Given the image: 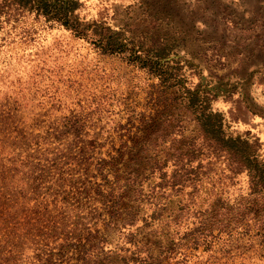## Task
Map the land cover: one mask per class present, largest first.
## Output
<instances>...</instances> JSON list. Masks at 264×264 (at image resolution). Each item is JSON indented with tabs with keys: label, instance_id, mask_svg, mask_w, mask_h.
<instances>
[{
	"label": "rangeland",
	"instance_id": "rangeland-1",
	"mask_svg": "<svg viewBox=\"0 0 264 264\" xmlns=\"http://www.w3.org/2000/svg\"><path fill=\"white\" fill-rule=\"evenodd\" d=\"M76 15L124 52L34 14L0 30V264H75L82 240L85 264H264L245 175L212 158L173 188L165 166L198 137L186 89L199 86L264 162V0H82ZM156 47L162 75L143 61ZM46 205L62 234L43 248L21 238L27 208Z\"/></svg>",
	"mask_w": 264,
	"mask_h": 264
},
{
	"label": "trees",
	"instance_id": "trees-1",
	"mask_svg": "<svg viewBox=\"0 0 264 264\" xmlns=\"http://www.w3.org/2000/svg\"><path fill=\"white\" fill-rule=\"evenodd\" d=\"M81 5L82 0H0V30L3 28L2 25H8L12 21L15 23L25 14H34L37 19L43 18L46 23L59 24L79 37L98 36L96 24L93 25L96 29L92 30L90 34L88 32L91 26L82 23L76 15ZM99 36L98 42L107 41V48L104 50L110 54L124 52L126 49L125 44L118 40V34L108 38L103 37L102 34ZM163 52L164 49L156 47V50L152 51L153 55H147L143 60L144 64L160 72L159 75H162L163 69L169 64V61L163 63L167 57ZM136 57L139 58L140 55H136ZM177 77L175 75V78ZM186 93L189 97L187 109H190L195 116L198 137L188 144L190 153L184 150L174 151L165 161V166L170 160L173 162L172 166L175 167L170 178L171 187L182 185L191 179L188 175L195 173V168L190 169L194 162H199L198 166H201L203 160L213 161L212 158L216 161H222L226 165L229 179L234 180L240 175H245L248 183V195L240 207L245 212L248 226L255 227L264 246V162L259 158V145L240 136L233 137L225 133L223 114L213 110L209 91H200L199 86L193 91L186 89ZM133 176L129 182L134 186L138 176ZM160 178L162 182H166L165 174H162ZM120 190L121 188L118 190L114 188L107 195H104L112 217L118 215L124 205ZM49 207L46 205L39 210L27 208L29 215L24 218L23 229H26V232L23 235L25 238H21L22 240H31L45 248L60 239L62 233H59V230L61 227L59 222L50 220L51 210ZM92 242L94 240L80 241L76 248L75 264L86 263L89 253L88 247L91 246ZM72 260L70 259L68 263Z\"/></svg>",
	"mask_w": 264,
	"mask_h": 264
},
{
	"label": "crops",
	"instance_id": "crops-1",
	"mask_svg": "<svg viewBox=\"0 0 264 264\" xmlns=\"http://www.w3.org/2000/svg\"><path fill=\"white\" fill-rule=\"evenodd\" d=\"M256 118H258V117H256ZM253 122H255V125L257 127L258 132L260 131V132H262L260 134H263L264 133V123L263 122L260 123L258 120H254Z\"/></svg>",
	"mask_w": 264,
	"mask_h": 264
}]
</instances>
